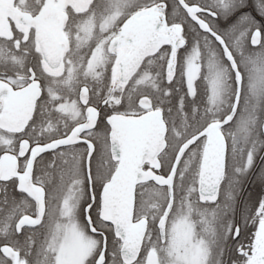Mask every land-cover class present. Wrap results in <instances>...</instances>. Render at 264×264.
<instances>
[{
  "label": "snow or ice",
  "instance_id": "obj_1",
  "mask_svg": "<svg viewBox=\"0 0 264 264\" xmlns=\"http://www.w3.org/2000/svg\"><path fill=\"white\" fill-rule=\"evenodd\" d=\"M0 152V264H264V0H0Z\"/></svg>",
  "mask_w": 264,
  "mask_h": 264
},
{
  "label": "flooded vegetation",
  "instance_id": "obj_2",
  "mask_svg": "<svg viewBox=\"0 0 264 264\" xmlns=\"http://www.w3.org/2000/svg\"><path fill=\"white\" fill-rule=\"evenodd\" d=\"M195 2L197 3H200L201 5H204L206 3L209 2V0H195ZM3 153L0 152V155H2ZM248 191L252 193V196H253V199L255 200L260 192L258 191V184L257 185H251L249 188H248Z\"/></svg>",
  "mask_w": 264,
  "mask_h": 264
},
{
  "label": "trees",
  "instance_id": "obj_3",
  "mask_svg": "<svg viewBox=\"0 0 264 264\" xmlns=\"http://www.w3.org/2000/svg\"><path fill=\"white\" fill-rule=\"evenodd\" d=\"M258 191L260 192V186L258 185Z\"/></svg>",
  "mask_w": 264,
  "mask_h": 264
}]
</instances>
